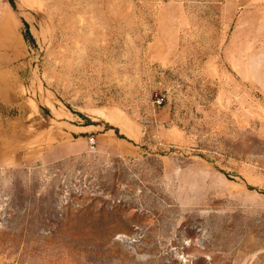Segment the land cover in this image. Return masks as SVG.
<instances>
[{"label": "rangeland", "instance_id": "obj_1", "mask_svg": "<svg viewBox=\"0 0 264 264\" xmlns=\"http://www.w3.org/2000/svg\"><path fill=\"white\" fill-rule=\"evenodd\" d=\"M0 264H264V0H0Z\"/></svg>", "mask_w": 264, "mask_h": 264}]
</instances>
